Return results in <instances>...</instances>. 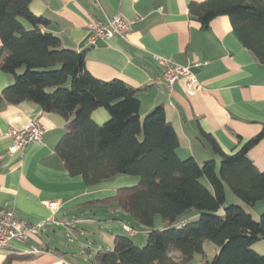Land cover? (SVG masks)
<instances>
[{
  "label": "crops",
  "instance_id": "obj_1",
  "mask_svg": "<svg viewBox=\"0 0 264 264\" xmlns=\"http://www.w3.org/2000/svg\"><path fill=\"white\" fill-rule=\"evenodd\" d=\"M191 1L204 0H31L30 9L48 19L42 31L58 36L63 47L84 53L85 67L95 77L117 78L135 87L140 115L163 106L178 135L180 158L193 156L198 162L213 158L218 166L220 156L213 150L210 138L223 152L232 153L247 139L264 131V63L240 42L228 16L218 15L206 27L191 18L188 14ZM115 15L132 23L128 35L88 43L90 23ZM22 22L26 28L31 27L25 20ZM154 55L191 65L201 88L188 95L185 78L167 87ZM13 81V74L0 70V90ZM108 116L103 107L91 113L97 123ZM33 119L45 127L40 142L10 153L12 139L7 130L11 127L20 130ZM64 132V118L43 111L36 103H1L0 211L14 209L31 223L46 224L26 241L14 242L18 251L35 247L40 253L0 252V264H6L8 259V264H96L95 252L112 247L116 232H110L105 243L92 247L80 240L74 245L69 235L83 234L77 224L94 223L98 216L88 215L96 209L104 210L105 216H126L114 204L88 203L112 196L120 187L136 184L139 177L118 175L85 185L80 176L69 174L55 151ZM248 155L259 169H264V135L249 149ZM47 200L58 202L54 212L43 204ZM245 208L257 219L264 210V199ZM187 214L195 217L198 212L192 210ZM103 220V229H119L114 220ZM185 221L187 217L181 220ZM252 248L264 253V240H257ZM203 261L200 255H195L191 264Z\"/></svg>",
  "mask_w": 264,
  "mask_h": 264
},
{
  "label": "trees",
  "instance_id": "obj_2",
  "mask_svg": "<svg viewBox=\"0 0 264 264\" xmlns=\"http://www.w3.org/2000/svg\"><path fill=\"white\" fill-rule=\"evenodd\" d=\"M30 3L0 0V70L14 75V81L0 90V106L3 101H30L61 115L65 132L55 151L69 174L80 176L85 185L118 175L139 177L136 184L88 204H114L150 228L145 245L115 235L111 249L95 252V263L188 264L200 255L204 261L199 264H264V253L252 248L264 240V210L257 220L245 208L264 199V169L248 155L264 131L232 153L223 152L210 138L220 156L219 173L213 158H180L178 135L164 107L155 106L141 120L137 89L121 79L91 74L82 51L63 47L58 36L41 30L48 19L34 14ZM188 14L203 27L218 15L228 16L240 42L264 63V0L191 1ZM99 107L109 115L102 124L91 117ZM227 191L236 201L217 215ZM192 210L199 216L181 222ZM158 214L163 226L151 228ZM207 242L218 248L211 258L204 251Z\"/></svg>",
  "mask_w": 264,
  "mask_h": 264
},
{
  "label": "built area",
  "instance_id": "obj_3",
  "mask_svg": "<svg viewBox=\"0 0 264 264\" xmlns=\"http://www.w3.org/2000/svg\"><path fill=\"white\" fill-rule=\"evenodd\" d=\"M131 22L120 15L107 18L104 21L96 20L89 25L88 43H94L97 39H109L113 36L126 37L131 30ZM155 62L161 67V79L167 87L178 81L180 78L186 80V93L193 95L201 84L197 81L191 65L178 64L167 57L154 55ZM45 127L38 119L29 121L22 129L9 128L7 134L11 137L12 143L8 150L13 153L24 149L29 143L40 142ZM43 204L55 211L58 202L55 200L43 201ZM45 221L31 223L17 215L14 209L0 211V252L6 254L40 253L41 250L31 247L28 251H18L14 242L26 241L31 234L38 233ZM125 231L135 234L136 231L125 223L121 224Z\"/></svg>",
  "mask_w": 264,
  "mask_h": 264
},
{
  "label": "rangeland",
  "instance_id": "obj_4",
  "mask_svg": "<svg viewBox=\"0 0 264 264\" xmlns=\"http://www.w3.org/2000/svg\"><path fill=\"white\" fill-rule=\"evenodd\" d=\"M140 117L142 120L144 118V114L141 115ZM103 122L104 121H102L98 124H102ZM141 137H142V135L140 136V138ZM219 171H220V168H219V163H218V173H219ZM129 176H132V175H129ZM202 180L204 183L207 184V181L205 178H203ZM236 204L239 206L245 207L244 203H242L240 200H237ZM194 211H196V210H194ZM104 213L105 212L102 209H96L95 211H91L88 215L89 217L98 216L97 219L94 220L95 221L94 223H79V224H77L78 228L80 229L79 232L81 230L82 231L84 230V233L79 234V233L75 232V234H73L74 237H71V235H69L70 238H72V243L75 245L77 243V241L80 240V241L88 242L89 244H86V245H90L92 247L93 245L95 246L97 244L105 243L108 240L110 232L112 234H114V232H116L113 236H115V235L127 236V237L131 238L134 241V243L137 244L138 246L142 247L145 245L146 234L150 228H148V227L144 226L143 224L137 222L131 216H129L127 213H124V212H121V213H123L126 216H120V217H114L112 215L105 216ZM186 215H188V216H186ZM190 215L191 214H185L182 217H187V220H192V219H196L199 216V213L195 217H191ZM103 218L104 219L109 218V219L114 220L115 221L114 223L119 227V229L116 228L115 231H114V229L109 230V228L103 229L104 228ZM258 218H257V220H258ZM122 223H127L129 226L134 228L136 233L133 234V233H130L128 231H125L124 229H121ZM162 226H163L162 217H161V215L158 214V215H156L155 220H154V225L151 228L160 229ZM98 227L100 230H98ZM106 249L108 250L111 248H106ZM204 251H205L206 256L208 258H211L215 254V252L218 251V248L213 243L207 242L204 245ZM188 264H191V261Z\"/></svg>",
  "mask_w": 264,
  "mask_h": 264
},
{
  "label": "water",
  "instance_id": "obj_5",
  "mask_svg": "<svg viewBox=\"0 0 264 264\" xmlns=\"http://www.w3.org/2000/svg\"><path fill=\"white\" fill-rule=\"evenodd\" d=\"M193 70V68H192ZM235 195L233 193L229 194L226 196L224 204L215 212V214L217 215H223L224 214V210L227 206L234 204L235 203Z\"/></svg>",
  "mask_w": 264,
  "mask_h": 264
}]
</instances>
